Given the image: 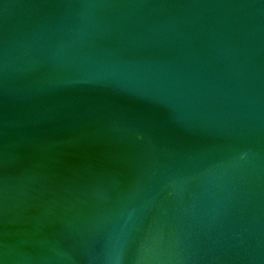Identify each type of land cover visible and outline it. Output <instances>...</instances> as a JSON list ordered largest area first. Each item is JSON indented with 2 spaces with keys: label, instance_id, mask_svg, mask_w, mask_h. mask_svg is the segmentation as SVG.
<instances>
[{
  "label": "water",
  "instance_id": "water-1",
  "mask_svg": "<svg viewBox=\"0 0 264 264\" xmlns=\"http://www.w3.org/2000/svg\"><path fill=\"white\" fill-rule=\"evenodd\" d=\"M0 264H264V0H0Z\"/></svg>",
  "mask_w": 264,
  "mask_h": 264
}]
</instances>
